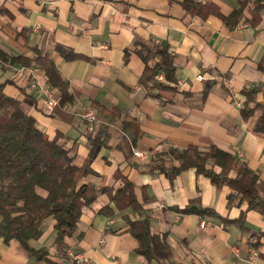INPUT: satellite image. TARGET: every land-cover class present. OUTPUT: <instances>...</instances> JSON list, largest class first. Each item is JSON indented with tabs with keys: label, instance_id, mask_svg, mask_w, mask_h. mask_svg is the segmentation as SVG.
<instances>
[{
	"label": "crops",
	"instance_id": "0c3cea01",
	"mask_svg": "<svg viewBox=\"0 0 264 264\" xmlns=\"http://www.w3.org/2000/svg\"><path fill=\"white\" fill-rule=\"evenodd\" d=\"M209 1L223 14L238 6V0ZM4 5L14 17L0 14V47L28 56L34 54L33 47L46 52L68 81L73 98L59 111L46 109L38 87L28 82L25 66L0 61V80L7 81L6 93L17 97L50 136L61 130L65 137L60 141L76 150L77 162L88 151V131L78 113L92 101L120 112L116 118L98 112V122L106 128L107 147L92 161L97 172L92 179L99 187L114 186L115 171L120 169L135 183L140 200L145 186L143 208L150 228L167 234L176 264H264V214L248 210L246 229H242L216 216L200 217L174 209L198 195L204 206L236 218L245 204L228 201L227 185L214 186L194 168L182 170L173 179L141 171L154 153L172 146L206 148L215 143L235 153L264 180V134L252 131L255 116L243 120L240 115L244 86L260 85L258 100L264 103V13L259 24L252 26L243 16L232 25L214 14L191 15L181 0H4ZM23 26L30 29L26 43L16 39ZM162 41L173 54L178 87L165 103L145 95L138 82L144 61L133 46V42L153 45ZM57 44L70 47L74 58L65 59ZM125 116L140 124L142 135L135 145L122 130ZM124 137L132 150L128 158L117 147ZM134 149L144 152L145 158L135 156ZM97 201L100 205L94 206ZM107 201V194L100 193L84 208L76 231L65 238L67 250L88 255L89 261L83 264H109L114 257L120 264H147L134 251L137 240L126 231L124 215L136 218L138 213L131 208L119 210L111 203L110 215L97 214ZM54 237L53 218L47 217L41 236L29 245L48 247L49 258L59 262L52 246ZM0 264L45 263L17 240L6 243L0 237Z\"/></svg>",
	"mask_w": 264,
	"mask_h": 264
},
{
	"label": "trees",
	"instance_id": "16d2710c",
	"mask_svg": "<svg viewBox=\"0 0 264 264\" xmlns=\"http://www.w3.org/2000/svg\"><path fill=\"white\" fill-rule=\"evenodd\" d=\"M181 4L191 15L206 17L214 14L232 25H236L247 10L249 16L243 21L256 26L264 13V0H238V6L228 14H223L209 0H181ZM0 14L9 19L14 17L13 12L4 5V0H0ZM29 32L27 26L21 27L16 35L17 41L26 43ZM133 46L144 61L138 82L144 88L145 95L160 103L170 101L178 87L175 85L177 69L169 44L164 41L153 45L133 42ZM56 48L65 59L74 58V51L70 47L57 44ZM130 49H125L126 55ZM33 52L31 56L11 54L0 47V61L41 66L47 82L58 96V104L53 112L59 111L73 98L68 81L60 75L46 52L38 47H33ZM159 74L163 75V80L159 79ZM6 82L0 80V237L4 242L17 240L30 255L45 264H76L67 254L65 238L76 231L84 208L90 207L100 193H105L108 201L96 213L110 215L113 212L112 204L119 210L131 208L138 213V217L131 218L125 214L124 219L128 224L126 231L137 240L134 251L142 255L147 264L152 261L156 264H176L172 260L173 248L167 234L153 232L150 228L148 215L143 208V202L147 200L145 186H142L140 200L135 183L120 169L115 171L117 184L114 186L99 187L92 179L97 175L92 161L102 147H107L105 126L97 123L93 131L87 132L88 151L82 161L77 162L76 150L60 141V138L65 137L64 133L56 130L50 136L40 128L36 117L22 108L20 100L6 93ZM206 91L207 88L203 94ZM260 91V85L244 86L240 90L243 96L240 115L243 120L255 116L252 131L264 134V103L258 100ZM90 107L113 118L120 116L117 109L107 108L96 101H92ZM121 127L127 133L129 142L135 145L142 135L139 122L134 117L125 116ZM129 142L124 137L123 143L117 145L126 158L132 154ZM188 168H194L197 173L208 177L216 187L227 185L228 201L244 203L245 207L236 218H228L204 206L196 195L184 206L174 207L175 210L200 217L216 216L223 223L234 222L242 229H246L244 219L248 210L264 214V180L246 162L238 159L235 153L215 143L206 148L195 144L172 146L166 152L154 153L141 171L162 173L173 179ZM47 217L53 218L55 237L52 246L57 257L61 258L59 262L49 258L48 247L35 248L29 245L30 240L41 236L42 223Z\"/></svg>",
	"mask_w": 264,
	"mask_h": 264
},
{
	"label": "built area",
	"instance_id": "2783aa9c",
	"mask_svg": "<svg viewBox=\"0 0 264 264\" xmlns=\"http://www.w3.org/2000/svg\"><path fill=\"white\" fill-rule=\"evenodd\" d=\"M36 69V68H35ZM30 73L33 74V70H30ZM159 79L160 80H163V75L162 74H159ZM32 86H35V84H38V82L34 79L31 80V83H30ZM40 88H41V94L44 96V99H43V102H44V105L46 107V109L48 110H53L56 105L58 104V99L53 95L52 91L48 89L47 85H46V88L41 84L40 85ZM81 116L85 119H87V121L89 122L88 124V129L89 131H93L94 130V125L99 123L98 122V114L96 112V110L92 107H89L87 109H85ZM133 153L135 156L139 157V158H145V153L140 151V150H137V149H134L133 150ZM102 242V240H101ZM67 254L72 258V260L76 263V264H83V263H86L89 261V256L82 253V252H78V251H74V250H67ZM252 254L253 255H257V252L252 249ZM109 264H120V261L117 259V258H112L110 261H109Z\"/></svg>",
	"mask_w": 264,
	"mask_h": 264
},
{
	"label": "rangeland",
	"instance_id": "374dc122",
	"mask_svg": "<svg viewBox=\"0 0 264 264\" xmlns=\"http://www.w3.org/2000/svg\"><path fill=\"white\" fill-rule=\"evenodd\" d=\"M246 16H249V13L247 12V10L244 12V15H243V17H244V19H245V17ZM243 19V20H244ZM19 64V63H18ZM25 66V65H24ZM36 68V69H35ZM23 70H27L26 72H28L29 73V78H28V82H30L31 81V79H34V80H36L37 82H38V84H35V86H37L38 87V89H39V91H40V96L44 99V96L41 94V88H40V85L42 84L45 88H46V85H47V87H48V89L49 90H51L52 91V93H53V95L58 99V96H57V94H56V90L54 89V88H52L51 86H50V84L47 82V80H46V77H45V73H44V70H41L38 66H36V65H30V66H25V69H23ZM30 70H33V74H31L30 73ZM26 75H27V73H26ZM42 76H44V80L42 79ZM27 78V77H26ZM89 108V107H88ZM87 109V108H86ZM85 110V109H84ZM83 110V111H84ZM83 111H81L80 113H78V117L80 118V120L84 123V125H85V127H86V124L88 125L89 124V122L87 121V119H85V118H83L82 116H81V114H82V112ZM97 114H98V112H97ZM87 129V131H89V129H88V127L86 128ZM100 205V201H97V202H95L94 203V206H99Z\"/></svg>",
	"mask_w": 264,
	"mask_h": 264
}]
</instances>
